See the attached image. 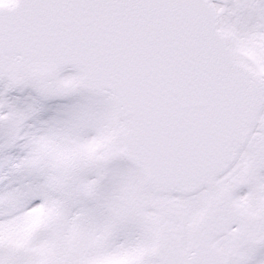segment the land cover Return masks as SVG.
<instances>
[{
  "label": "snow or ice",
  "instance_id": "snow-or-ice-1",
  "mask_svg": "<svg viewBox=\"0 0 264 264\" xmlns=\"http://www.w3.org/2000/svg\"><path fill=\"white\" fill-rule=\"evenodd\" d=\"M0 264H264V0H0Z\"/></svg>",
  "mask_w": 264,
  "mask_h": 264
}]
</instances>
